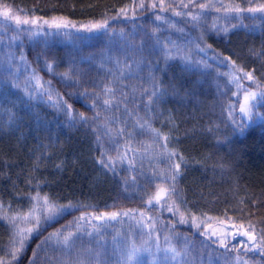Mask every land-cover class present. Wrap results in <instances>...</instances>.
I'll list each match as a JSON object with an SVG mask.
<instances>
[{
	"label": "trees",
	"instance_id": "16d2710c",
	"mask_svg": "<svg viewBox=\"0 0 264 264\" xmlns=\"http://www.w3.org/2000/svg\"><path fill=\"white\" fill-rule=\"evenodd\" d=\"M126 213L264 246V0H0V264Z\"/></svg>",
	"mask_w": 264,
	"mask_h": 264
},
{
	"label": "rangeland",
	"instance_id": "374dc122",
	"mask_svg": "<svg viewBox=\"0 0 264 264\" xmlns=\"http://www.w3.org/2000/svg\"><path fill=\"white\" fill-rule=\"evenodd\" d=\"M35 213L38 218L43 215L38 203ZM158 222L161 219L141 213L124 214L121 221H117L120 227L105 224L103 228H96L92 221L84 220L78 223L67 247L64 236L52 237L54 244L65 247L61 248L60 256L54 258L57 261L54 264H264L262 242L242 234L240 228L219 223L210 225L205 220L192 224L195 229L191 237L183 230L174 235L171 221L165 220L161 229ZM33 226L34 230L38 229L36 222ZM102 233L109 234L106 241L115 252L98 246L101 245L98 235ZM111 233L116 235L113 237ZM82 235L95 237L92 242L77 244L76 238ZM113 257H117L116 260Z\"/></svg>",
	"mask_w": 264,
	"mask_h": 264
},
{
	"label": "snow or ice",
	"instance_id": "6c2138e0",
	"mask_svg": "<svg viewBox=\"0 0 264 264\" xmlns=\"http://www.w3.org/2000/svg\"><path fill=\"white\" fill-rule=\"evenodd\" d=\"M3 15L4 16H8L9 15V12L6 10V11L3 12ZM16 19H17V22H19V17H16ZM245 75H247L249 79H253V76H252L251 73H245ZM245 99L247 100V97ZM241 111L244 112L245 114H248V112L250 110L248 108H246V107H242L241 108ZM176 168L178 170L180 168V165L177 164L176 165ZM173 179H175V177H173ZM149 203H151V201H149ZM45 206L48 208L49 212L51 213V215L45 217V219H52L57 214V212L59 210V206L58 205H55V204H48L47 201H45ZM116 215H117L116 213H112L111 216H110V218H115ZM95 218L96 219H100V217H95ZM40 222H41L40 219L37 218V220H36L37 225H39ZM32 230L33 229L30 228V229H28V232H31ZM245 234H247V233H245ZM52 235H59V233H53ZM72 235H73V233L70 232V233H68V235H65L63 237L66 247L68 246V242L70 241ZM27 239H28L27 236H23V235L20 236V240H19L20 247L17 248V249H14V251L12 253L13 259L16 258V252H19L20 250H22L24 248V246H25L24 245V241L27 240ZM12 242L15 244L16 241L13 239ZM37 247H39V245ZM33 255H35V253Z\"/></svg>",
	"mask_w": 264,
	"mask_h": 264
}]
</instances>
